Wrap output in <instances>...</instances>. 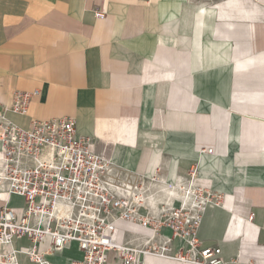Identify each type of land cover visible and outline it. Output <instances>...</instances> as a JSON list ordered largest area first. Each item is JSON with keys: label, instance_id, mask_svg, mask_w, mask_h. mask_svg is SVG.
I'll use <instances>...</instances> for the list:
<instances>
[{"label": "crops", "instance_id": "crops-1", "mask_svg": "<svg viewBox=\"0 0 264 264\" xmlns=\"http://www.w3.org/2000/svg\"><path fill=\"white\" fill-rule=\"evenodd\" d=\"M36 91L27 114L6 109V118L25 129L74 118L96 152L156 183L139 210L150 221H116L115 242L171 237L156 227L159 201L179 207L184 184L172 185L196 168L194 184L221 196L203 214L202 245L264 264V0H0V110ZM14 202L25 206L0 186V207ZM22 238L27 246H12L32 245ZM184 246L175 238L172 252ZM82 257L76 242L47 255L50 264Z\"/></svg>", "mask_w": 264, "mask_h": 264}, {"label": "built area", "instance_id": "built-area-1", "mask_svg": "<svg viewBox=\"0 0 264 264\" xmlns=\"http://www.w3.org/2000/svg\"><path fill=\"white\" fill-rule=\"evenodd\" d=\"M96 16L103 18L105 13L96 10ZM37 93L16 92L12 104L0 110V186L25 199L21 217L7 204L0 207V264H21L20 252L35 264H50L47 255L72 242L78 244L83 257L71 264H107L111 252L122 264H147L149 258L183 264H256L239 258L225 261L219 246H203L198 239L207 205L214 200L219 203L221 196L194 184L196 168L184 179L185 195L173 196L181 199L179 207L170 199L159 201L156 227H170L171 237L155 234L137 238V243L115 242L116 221H150L142 219L139 210L155 185L96 152L89 137L77 133L74 118L33 120L28 129L6 118V109L27 114ZM253 219L254 213L249 217ZM25 236L32 242L30 247L12 246L14 238ZM46 238L47 249L39 251L37 244ZM175 238L185 246L173 253ZM5 246L10 247L3 249Z\"/></svg>", "mask_w": 264, "mask_h": 264}, {"label": "rangeland", "instance_id": "rangeland-1", "mask_svg": "<svg viewBox=\"0 0 264 264\" xmlns=\"http://www.w3.org/2000/svg\"><path fill=\"white\" fill-rule=\"evenodd\" d=\"M14 204V211H15V213L18 215V217H21V215H22V212H23V208H24V205H22V204H20V203H17V202H14L13 203ZM179 204H180V202H179ZM22 205V206H21ZM18 238H14V240H13V243H15V246L17 247V248H19V247H21V246H27L28 245V243L26 242V240H25V238H22V239H18ZM113 254L114 253H112L111 254V256H110V258H111V261L109 262V264H115L114 263V259H113ZM74 255V252H67V253H65V255H63L62 257L63 258H65V257H68V256H73ZM113 260V261H112ZM18 261H19V263H21V264H33L31 261H30V259L28 258V256L27 255H24V254H19L18 255Z\"/></svg>", "mask_w": 264, "mask_h": 264}, {"label": "bare ground", "instance_id": "bare-ground-1", "mask_svg": "<svg viewBox=\"0 0 264 264\" xmlns=\"http://www.w3.org/2000/svg\"><path fill=\"white\" fill-rule=\"evenodd\" d=\"M180 183H183L184 184V181L183 182H179V183H177V184H175V185H172V187H175V186H178ZM156 185V184H155ZM157 186V185H156ZM171 186V185H170ZM150 191H152V188L148 191V192H150ZM181 191H182V193H183V195H185V193L183 192V188L181 187ZM147 192V193H148Z\"/></svg>", "mask_w": 264, "mask_h": 264}]
</instances>
